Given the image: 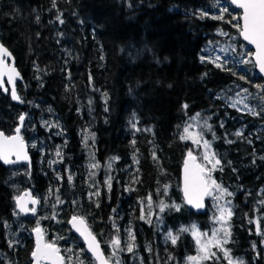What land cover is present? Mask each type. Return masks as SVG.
<instances>
[{
    "label": "trees",
    "instance_id": "16d2710c",
    "mask_svg": "<svg viewBox=\"0 0 264 264\" xmlns=\"http://www.w3.org/2000/svg\"><path fill=\"white\" fill-rule=\"evenodd\" d=\"M220 7L228 8L224 19H213ZM240 16L228 0H0V41L19 71L21 101L15 105L0 92V132L12 134L25 113L26 185L39 198L37 212L21 215L11 170L0 162V264H32L35 219L52 191L63 210H48L39 226L66 264L69 257L71 264H94L68 226L72 216L84 218L106 253L118 236L120 264H187L196 245L190 230L181 229L210 231L215 212L207 201L194 214L181 193L183 159L194 150L180 137L192 117L221 161L219 182L232 193L226 196L233 214L225 247L234 260L264 264V110L253 115L231 105L242 88H256L264 99V88L256 87L264 81L233 26ZM228 39L246 56L243 71L205 57L208 45ZM55 144L70 170H51ZM161 201L180 209L161 212ZM142 212L153 216L141 219ZM54 216L62 219L51 221ZM217 256L201 264H228L221 252Z\"/></svg>",
    "mask_w": 264,
    "mask_h": 264
},
{
    "label": "snow or ice",
    "instance_id": "6c2138e0",
    "mask_svg": "<svg viewBox=\"0 0 264 264\" xmlns=\"http://www.w3.org/2000/svg\"><path fill=\"white\" fill-rule=\"evenodd\" d=\"M55 3V0H53ZM230 3L236 5L240 9L243 10L242 20L243 24L236 23L233 26L236 27L239 31V34L244 38L245 41L249 42L252 45H255V63L259 67L261 72H264V0H230ZM220 14L218 16H213V19H224V14L228 12L227 7H220L219 8ZM201 17H205L208 15L207 12H201ZM59 19V17H57ZM233 20H237L236 16H233ZM63 23V21H61ZM221 35H228L227 33L221 31ZM226 51V49H225ZM235 51V49H233ZM11 54L8 50L4 47L3 44H0V71L3 69H7L9 73L8 83L12 84V99L13 100H20V97L17 95L15 90V80L14 77H18L19 73L16 72L14 67L8 68V66L4 62L5 56H10ZM251 55V54H249ZM204 57H201V60H204ZM219 60V57L216 58ZM247 63L248 61H244ZM218 67H222V65L217 64ZM244 79V77H241ZM2 86V85H0ZM257 88H264V85H256ZM244 92H247V89H243ZM107 94H105L106 96ZM239 95V93H237ZM235 107V104L232 105ZM186 108L187 105H184ZM249 111H252L249 109ZM253 115H257L255 111H252ZM199 116V113L197 114ZM195 119V117L193 118ZM19 120L21 124L25 120L24 114L19 116ZM51 127V125H48ZM58 127V125H56ZM206 127L210 129V125L205 124ZM135 127V125H133ZM191 125H186L184 128V134L181 135V139H193L195 143L200 142V133L190 134L189 128ZM20 127H17L14 136H5L3 133H0V160H3L4 163H15L9 159V157L15 153L17 160L19 159H27V154L23 152V138L20 136ZM94 135V134H93ZM237 136L241 135L238 131L236 133ZM213 138L215 139V134H213ZM134 143V142H133ZM204 147L206 149L203 160L206 162L205 164L196 163V157L192 155V152L189 151L187 154V158L184 161V199L185 201L196 207L202 208L203 205V198L205 196L212 195L213 191L219 192L220 195L214 197V199L219 200L222 199L224 195H232L229 193L226 188L222 185L218 184L215 179L212 177V172L221 168V161L217 158L216 153L209 151L211 144L209 141H203ZM57 155H60L59 150L57 151ZM155 158V154H154ZM113 160L118 159V157H113ZM134 162L138 163L133 158ZM211 165V167H208ZM98 165L93 164L92 167H97ZM111 167V164L108 165ZM71 176H69V181H71ZM106 185L111 188V177H109L105 181ZM167 185L164 186L165 193L167 192ZM98 195V193H97ZM24 196H27L33 205L29 208L28 200H25L21 196L15 197L16 200V207L19 209L21 213L27 212H36V207L39 203V200L36 198H32L30 193H25ZM149 208L152 206V197L151 194L147 197ZM57 203H62L57 196ZM264 203V201H262ZM175 208L179 211L180 206L173 203L171 205L165 204L163 201L160 202L159 208L160 211L163 212L166 208ZM143 211V209H142ZM219 215L214 217V220L217 223L221 224L219 229L214 228L212 230V234L208 237L207 233H200L196 229L195 225L188 228H182L181 231H192L194 238L196 239L197 244V252L196 256H188L186 258L187 264H201V261L212 259L217 257V253L213 252L211 249L214 246L220 252L223 253V257L228 261V264H244L242 260H234L231 256L230 249L226 248L225 245L228 243V238L231 235L230 227L228 226V220L232 216V211L230 208L220 207L218 208ZM141 219H145L144 215H141ZM73 225L74 228L80 233V235L84 238L85 243L87 245V250L91 252L92 256L94 257L95 264H110V261L113 256L117 257L116 264H120L118 258V252L122 251L123 249L120 248V239L118 236L113 237L110 241V247L113 249L111 256L105 257L103 252L101 251L100 244L97 242L95 235L88 229L87 225L85 224L83 217L73 216L72 219L69 221ZM115 227V225H114ZM36 234L37 242L36 247L32 251L31 255L33 257L34 264H41L43 260L51 261V264H65L64 257L60 256L59 249L56 247L55 243H44L43 242V230L39 226V221L37 222L36 228L33 229ZM259 232V227H258ZM220 233H223L221 236ZM129 236L131 240H134L135 237L132 235L131 230L129 229ZM203 237H208L207 239H203ZM167 238L171 240L173 244L177 241V236L173 235L171 232L167 234ZM13 242H9V247H12ZM134 245L129 243L127 245V251L132 252ZM255 247V245H253ZM83 251V250H82ZM69 264H71V257L68 258ZM78 264H84V261L79 260Z\"/></svg>",
    "mask_w": 264,
    "mask_h": 264
},
{
    "label": "rangeland",
    "instance_id": "374dc122",
    "mask_svg": "<svg viewBox=\"0 0 264 264\" xmlns=\"http://www.w3.org/2000/svg\"><path fill=\"white\" fill-rule=\"evenodd\" d=\"M225 49H226V51H225ZM233 49H235V51H233ZM205 53H206L205 57L209 61L213 62L215 65L220 64L224 68L233 69L234 71H238V72L244 70L243 65L245 63L244 61H246V56H245V54L239 55L235 45L229 39L226 42H223L221 44H217V45L216 44H210V45H208L205 49ZM217 57H219V60L216 59ZM243 89H247V92H244ZM257 90L258 89H256V88H250L249 87V88H242V89L236 91V93L233 96V99L231 101V105L235 104L234 108H236L242 112H248L250 114H252V111L256 112L259 109L264 110V99L262 98V95L259 93V91L257 92ZM237 93H239V95H237ZM249 109H251L252 111H249ZM23 114L25 115V113H23ZM193 118L194 117H192L188 123V125H191V127L189 128V133L190 134L200 133L201 134L200 135V142L195 143L193 141V139H187V140L191 143V145L193 147L194 153H192V154H194L197 157V160L201 164H205L206 162L203 160V155H204L206 149H205L204 144H203L204 139H203L201 129H200V121H199L198 117H195V119H193ZM48 125H51V124L49 123ZM54 146H55L54 149H56V150L49 153V160H50L49 162L51 165L50 166L51 170H53L52 166H54V165H56V167H58V169H60V170L64 166L66 168L65 170H70L68 168V165L65 162L66 152L63 151V148L60 145L55 144ZM58 150L60 152L59 156L57 155ZM209 151L213 152L212 147H210ZM88 153L94 154V151L92 149H90V150H88ZM208 167H211V165H208ZM8 168H9V170H11V173H10L11 179L10 180L13 184L12 190L14 192L15 197H17L21 194L22 191L29 189V188H27V185H26V182L28 179L27 165H15V166H11ZM220 171L221 170H218V169L213 171L212 177H213V179L216 180V182L218 184L221 185V183L218 180V177H219L218 172H220ZM22 181H24V182L22 183ZM224 188H226V187H224ZM219 195H220L219 192L213 191L212 195L208 196V200H207V201H209L211 206H214V211H215L213 219H212V221L214 222V225L211 228V230L210 231H201L195 226L196 229L198 230V232L207 233L208 237L211 236L212 230L214 228L219 229L221 227V224L217 223L214 220V217L219 215L218 208H220V207L230 208V205H229L230 199H229V197L228 198L226 197L227 195H224L223 198L219 199V200L214 199V197L219 196ZM35 197L37 199H39L37 196H35ZM60 201H62V203H57V197L55 196V193L53 191H52V194H50V195L48 194L47 196H45V203H46L45 204L46 205L45 210H43L42 214H39L40 216L35 220L37 222L39 221V224L42 223V221H44V219L46 218L45 213L48 210H50V212L53 210H56L58 212H62L63 206H64V201L63 200H60ZM154 208H155V206H152L153 211H154ZM38 209H39V203H38V207L36 209V212L38 211ZM57 214H61V213H57ZM142 215H144V217L147 220H149L153 216V213L148 212L147 214H145V212H142ZM61 219L62 218H60L58 216H54L51 221H59ZM40 228L43 230V234H44L43 236L45 237L46 243H54V241H51L50 236H47V233L45 232L44 228L42 226H40ZM190 234H191V236L195 242V245H196V250L193 254V256H196L198 254L196 239L194 238L191 230H190ZM220 235L222 236L223 233H220ZM208 237H203V239H207ZM211 250L213 252H216V253L220 252L214 246L212 247ZM112 252H113V249L110 247V245H108L107 253H106V251H104V254H105V256H106V254H108V256H111ZM221 254H223V253L221 252ZM116 259H117V257L113 256L111 261H110V264H116ZM93 263H94V261H93Z\"/></svg>",
    "mask_w": 264,
    "mask_h": 264
},
{
    "label": "water",
    "instance_id": "95a60500",
    "mask_svg": "<svg viewBox=\"0 0 264 264\" xmlns=\"http://www.w3.org/2000/svg\"><path fill=\"white\" fill-rule=\"evenodd\" d=\"M229 1V4L232 6V7H234V8H236V9H238V10H240V12H241V16H240V23H241V25L243 24V20H242V15H243V10L242 9H240L239 7H237L236 5H233V4H231L230 3V0H228ZM240 35V34H239ZM240 38H241V40L243 41V42H245L246 44H248L249 46H250V48L252 49V59H253V62H254V65H255V68H256V71L258 72V74L262 77V79H263V81H264V72H261L260 71V69H259V67L256 65V63H255V52H256V49H255V45H252V44H250L249 42H247V41H245L244 40V38L240 35ZM0 44H2L1 43V41H0ZM6 48V47H5ZM7 49V48H6ZM8 50V49H7ZM9 52V51H8ZM10 53V52H9ZM11 54V53H10ZM4 62H5V64L8 66V68H11V67H14L15 68V70H16V72H18L19 73V71H18V69L15 67V60H14V57L12 56V54L10 55V56H5L4 57ZM19 76H20V74H19ZM19 76L18 77H14V80H15V90H16V93H17V89H16V83H17V81H18V79H19ZM8 78H9V73H8V71H7V69H3L2 71H0V85H2V86H0V91L3 93V94H6V95H9V97H10V100L12 101V103H14L15 105H20L21 104V101L20 100H13L12 99V94H11V90H12V84H9L8 83ZM17 95H18V93H17ZM23 123H24V121H23ZM17 127H20V136L22 137V134H21V132H22V130H23V124H21V122L19 123V125L17 126ZM16 127V128H17ZM16 128H15V130H16ZM15 130H14V133L13 134H11V135H5L3 132H0V133H3L5 136H14L15 134H16V132H15ZM23 138V137H22ZM24 153H26L27 154V159H19V160H17V157H16V154L15 153H13L10 157H9V159L10 160H12V161H15V163H4V161L3 160H0V162H1V164L5 167V168H8V167H10V166H14V165H30L31 164V156H30V154H29V148H28V145H27V143L23 140V152L21 153L22 155L24 154ZM193 156H195L194 154H192ZM196 157V156H195ZM187 158V155L185 156V158L183 159V163H182V167H181V172H180V179H181V193H182V197H183V200H184V202H185V204L189 207V209L194 213V214H199V213H201V212H203V210L206 208V200H207V197L208 196H205L204 198H203V207L202 208H196V207H194V206H192V205H190V204H188L186 201H185V199H184V193H183V187H184V161H185V159ZM196 163H199V164H201L197 159H196ZM25 193H30V196L32 197V198H36V197H34L33 195H32V192L29 190V189H26L24 192H22L19 196H21V197H23L25 200H28V207L29 208H31L33 205L31 204V202H30V200H29V198L27 197V196H24V194ZM37 206H38V204L37 205H35V207L37 208ZM15 208H16V210L21 214V215H23V216H27V215H31V214H33L32 212H27V213H21L20 211H19V209L16 207V200H15ZM72 219V217L68 220V225H69V227H70V229L81 239V241H82V243L84 244V246H85V249L87 250V245H86V243H85V240H84V238L80 235V233L76 230V228H74L73 227V225L71 224V223H69V221ZM85 224H86V222H85ZM87 225V224H86ZM88 227V226H87ZM88 229H89V227H88ZM90 230V229H89ZM91 231V230H90ZM94 235V234H93ZM32 237H33V241H34V249H35V247H36V242H37V237H36V234H35V232L34 231H32ZM96 240H97V238H96ZM43 242L44 243H46V241H45V237L43 236ZM97 242L99 243V241L97 240ZM100 244V243H99ZM100 248H101V251L103 252V249H102V247H101V245H100ZM33 249V250H34ZM87 252L91 255V257L93 258V260H94V257L92 256V254H91V252H89L88 250H87ZM60 254V253H59ZM103 254H104V252H103ZM105 255V254H104ZM61 256V255H60ZM106 257V256H105ZM31 259H32V264H34V262H33V257H32V255H31ZM95 262V261H94ZM41 264H51V261H49V260H43V261H41Z\"/></svg>",
    "mask_w": 264,
    "mask_h": 264
},
{
    "label": "flooded vegetation",
    "instance_id": "af4514ba",
    "mask_svg": "<svg viewBox=\"0 0 264 264\" xmlns=\"http://www.w3.org/2000/svg\"><path fill=\"white\" fill-rule=\"evenodd\" d=\"M222 171V170H221ZM221 171L220 172H218V173H221Z\"/></svg>",
    "mask_w": 264,
    "mask_h": 264
},
{
    "label": "bare ground",
    "instance_id": "6f19581e",
    "mask_svg": "<svg viewBox=\"0 0 264 264\" xmlns=\"http://www.w3.org/2000/svg\"><path fill=\"white\" fill-rule=\"evenodd\" d=\"M9 96V95H8ZM15 166V165H14ZM11 167V166H10Z\"/></svg>",
    "mask_w": 264,
    "mask_h": 264
}]
</instances>
